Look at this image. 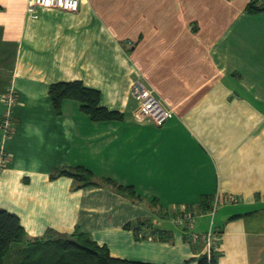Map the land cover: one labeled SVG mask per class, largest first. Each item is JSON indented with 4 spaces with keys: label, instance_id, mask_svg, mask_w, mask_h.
Wrapping results in <instances>:
<instances>
[{
    "label": "crops",
    "instance_id": "obj_1",
    "mask_svg": "<svg viewBox=\"0 0 264 264\" xmlns=\"http://www.w3.org/2000/svg\"><path fill=\"white\" fill-rule=\"evenodd\" d=\"M249 1L79 0L33 16L27 0H0V118L6 89L16 96L10 134L0 129V208L28 238L78 228L128 260L183 264L214 249L216 264H264V11ZM139 77L174 111L165 123L136 116ZM73 80L117 117L93 120L75 99L57 112L49 86ZM75 166L141 199L51 177ZM216 194L212 214L200 202ZM181 205L199 211L195 241L172 220ZM136 221L151 225L135 234Z\"/></svg>",
    "mask_w": 264,
    "mask_h": 264
},
{
    "label": "trees",
    "instance_id": "obj_2",
    "mask_svg": "<svg viewBox=\"0 0 264 264\" xmlns=\"http://www.w3.org/2000/svg\"><path fill=\"white\" fill-rule=\"evenodd\" d=\"M260 0H250L246 5L248 12L264 11ZM52 106L60 112L62 101L75 99L80 108L93 120L112 119L117 112L99 106V91L85 87L78 80L58 81L50 84L48 90ZM67 175L80 185L102 184L132 200H140V195L132 185H124L109 177L96 179L94 173L83 167L60 168L54 170L51 177ZM211 197L205 196L200 202L204 209H210ZM150 226L148 221L128 222L125 227L133 229ZM142 237V236H141ZM13 253L14 264H153L111 256L107 247L96 243L88 233L76 228L71 233L60 234L48 229L42 236L28 238L19 217L6 209L0 208V264H6V257ZM219 253L211 250L183 264H216Z\"/></svg>",
    "mask_w": 264,
    "mask_h": 264
},
{
    "label": "built area",
    "instance_id": "obj_3",
    "mask_svg": "<svg viewBox=\"0 0 264 264\" xmlns=\"http://www.w3.org/2000/svg\"><path fill=\"white\" fill-rule=\"evenodd\" d=\"M56 7L66 11H77L79 8V0H27L26 9L36 16V7ZM130 93L137 99L138 105L136 116L140 119L149 118L155 124L161 125L173 116L174 111L171 108L165 107L153 87L147 85L142 77L134 80L130 86ZM16 96L12 87L6 89L5 108L0 118V129L4 136H8L13 126L12 106L15 103ZM6 160L5 151L0 148V169ZM223 202L222 198L216 194L212 200L210 213H214L219 204ZM199 215V211L195 205H181L177 212L173 215L172 220L175 224L182 226L187 230L188 238L197 240L199 235L191 231L194 222ZM203 240L207 244L213 243L217 235L209 228L202 235Z\"/></svg>",
    "mask_w": 264,
    "mask_h": 264
},
{
    "label": "rangeland",
    "instance_id": "obj_4",
    "mask_svg": "<svg viewBox=\"0 0 264 264\" xmlns=\"http://www.w3.org/2000/svg\"><path fill=\"white\" fill-rule=\"evenodd\" d=\"M261 2L259 3L260 5L264 6V0H260ZM6 264H14V255L11 253L6 257Z\"/></svg>",
    "mask_w": 264,
    "mask_h": 264
}]
</instances>
